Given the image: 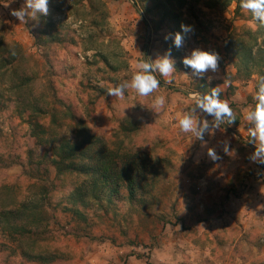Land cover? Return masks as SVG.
Returning a JSON list of instances; mask_svg holds the SVG:
<instances>
[{
    "label": "rangeland",
    "instance_id": "374dc122",
    "mask_svg": "<svg viewBox=\"0 0 264 264\" xmlns=\"http://www.w3.org/2000/svg\"><path fill=\"white\" fill-rule=\"evenodd\" d=\"M143 1L49 0L47 16L20 23L11 11L25 0H0V58L8 57L5 47L18 51L14 73L0 70V212L25 202L44 207L36 234L23 243L0 223V264H264V164L249 159L255 146L244 119L264 73L247 78L234 50L226 51L260 24L238 0H148L153 21ZM173 17L193 29L181 61L200 48L219 55V71L195 77L171 51L176 71L168 78L154 73L160 87L149 97L131 89L123 98L108 95L130 81L145 55L154 61L170 49L165 36L173 35ZM216 86L236 121L203 141L182 133L177 122L186 114L213 123L192 112L190 94ZM157 96L165 105L152 110ZM32 120L53 140L75 141L85 132L139 152L147 171L140 196L131 202L123 189L112 201L89 198L76 214L69 198L77 183L68 176L53 185V144L31 140ZM209 148L220 159L211 160Z\"/></svg>",
    "mask_w": 264,
    "mask_h": 264
},
{
    "label": "trees",
    "instance_id": "16d2710c",
    "mask_svg": "<svg viewBox=\"0 0 264 264\" xmlns=\"http://www.w3.org/2000/svg\"><path fill=\"white\" fill-rule=\"evenodd\" d=\"M147 3L150 2L148 0L143 1L146 9V18L153 21L151 6H147ZM238 4L240 7V0H238ZM167 18L168 14L165 13L163 20ZM172 25L173 35L181 32L177 17L172 18ZM259 32L264 34V26L260 25L257 31L246 32L242 37L238 38L236 40L238 48L235 49L233 40L227 45L226 51L229 53L234 50L235 57L238 56V69L243 68L247 78L254 75V73H264V47L259 46ZM186 37L187 35L185 39ZM165 43L171 49L175 60L181 61L180 51L174 47L173 40L170 38ZM1 46L4 47L5 45L1 43ZM5 48L8 49V51L6 50L8 57L0 58V70L3 71L4 75L13 74L15 69H17L18 51L15 48ZM230 57L233 58V55ZM201 91L202 95L207 94L206 91ZM38 111L39 113H44L41 108L35 110V112ZM28 125L31 140L35 141L37 146L44 145L42 141L45 143L52 141V155L49 157V164L56 170L53 185L57 181L64 183L68 176L72 177L77 183V186L70 193L71 198H69L74 207L70 209L76 214L80 213V206L84 207V205H87V199L89 198L100 202L102 196L108 195L109 200L112 201L113 198L120 195L123 189L127 191L131 202H135L140 196L139 192L144 187L142 183L146 180L147 171L146 163L144 159L140 158L139 152H132L131 149L123 147L114 149L106 142H101L100 138L85 132H82L84 133L83 135L78 134L82 135V137L79 138L80 136H78L75 141H71L68 138L62 140L56 138L53 140L48 136L44 124L32 120ZM29 156L31 157L32 154L30 153ZM29 161L30 164L33 162L32 160ZM43 164V159L37 162V166ZM36 169L38 168L36 167ZM87 186L90 187V190H87ZM45 199H48L47 195ZM43 201L46 204L44 198ZM66 205L68 204L66 203ZM43 208V204L41 207L38 203L25 202L15 208L2 210L0 212V223H2L4 228L7 226L13 228L14 233L19 238V242L23 243L24 239L31 240L36 234L33 227H38V223L43 216ZM27 223L32 228L30 226L26 227ZM23 253L27 254L25 250Z\"/></svg>",
    "mask_w": 264,
    "mask_h": 264
},
{
    "label": "clouds",
    "instance_id": "9594fccd",
    "mask_svg": "<svg viewBox=\"0 0 264 264\" xmlns=\"http://www.w3.org/2000/svg\"><path fill=\"white\" fill-rule=\"evenodd\" d=\"M240 7L251 13L254 20L261 26H264V0H240ZM49 14V0H25V3L19 9H13L11 15L17 20L26 22V18L36 20L39 16ZM193 29L188 25H181V32L174 35L165 36V40L172 39L175 48L180 49L184 46L185 36L192 32ZM219 55L215 52L194 48L191 52L182 58V64L185 68H190L193 76L204 78L209 72L217 73L219 71ZM139 71L135 72L130 81H125L116 86L107 89L110 96L123 98L126 90L131 89L141 97H149L156 89L160 87V81L154 73L168 78L175 71V61L171 58V49L163 56H157L153 60H144L138 65ZM214 77L208 76L211 81ZM225 85L228 81L223 82ZM221 88L216 86L211 88L210 93L201 95L192 93L191 98L194 102L192 112L199 109L202 113L213 117V123L208 120L198 121L192 114H186L177 122L178 128L182 133H191L193 137L201 141L204 140L205 133L211 129H218L222 124H232L236 121V116L232 107L227 101L220 99ZM254 107L249 110L244 119L252 125L248 129L249 142L255 146V150L249 156L251 162L264 164V77H261L256 85V93L253 97ZM165 105V98L157 96L154 98L151 109L159 110ZM228 152V147H224ZM208 157L216 161L220 159L213 148L207 150Z\"/></svg>",
    "mask_w": 264,
    "mask_h": 264
},
{
    "label": "water",
    "instance_id": "95a60500",
    "mask_svg": "<svg viewBox=\"0 0 264 264\" xmlns=\"http://www.w3.org/2000/svg\"><path fill=\"white\" fill-rule=\"evenodd\" d=\"M145 53H146V50H145ZM145 60H146V55H145Z\"/></svg>",
    "mask_w": 264,
    "mask_h": 264
}]
</instances>
